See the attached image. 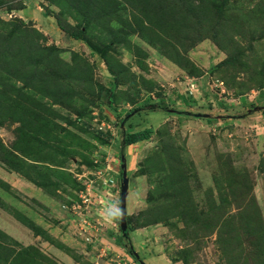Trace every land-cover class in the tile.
I'll list each match as a JSON object with an SVG mask.
<instances>
[{
  "label": "rangeland",
  "instance_id": "rangeland-1",
  "mask_svg": "<svg viewBox=\"0 0 264 264\" xmlns=\"http://www.w3.org/2000/svg\"><path fill=\"white\" fill-rule=\"evenodd\" d=\"M187 2L166 1L157 38L138 31L142 0H0L5 60L28 79L44 47L65 64L28 108L0 106V264H264L246 232L264 230V125L213 118L264 87V0ZM1 70L0 93L21 85Z\"/></svg>",
  "mask_w": 264,
  "mask_h": 264
},
{
  "label": "trees",
  "instance_id": "trees-1",
  "mask_svg": "<svg viewBox=\"0 0 264 264\" xmlns=\"http://www.w3.org/2000/svg\"><path fill=\"white\" fill-rule=\"evenodd\" d=\"M114 2H116V0H112ZM140 2V0H138ZM143 1V11L140 12L139 14L143 15L142 17H140L137 21V25H138V31L140 34H144L145 32H147V34H154L157 36V38H159V35H162L163 34V31H156L155 28L153 27L152 25V20L151 19H154L156 17H163L164 15L167 16V8H168V5L166 4V1L167 0H142ZM173 1V0H172ZM190 0H188L187 3H190L189 2ZM23 6L20 5V3H10L7 8L9 10H18L20 8H22ZM148 7H152L153 10H149ZM146 14H151V18L150 16L146 15ZM54 17V20H55V23L57 24L58 26V29L60 32H65V28L64 26L62 25L60 19L58 18V16L56 15H53ZM17 22L21 25H23L22 21L20 19H17ZM71 36L72 38L76 39V38H80L78 35H69ZM143 36V35H141ZM194 42V41H193ZM4 43H6V38L2 35H0V71L2 67L4 68H11V73H9V75L12 76V78L15 80V81H19L21 82V85L19 87H14L13 85H9L11 88H14V90H5L3 93H0V99H5V101L7 102L6 104H3L1 101H0V106L3 108L2 110H5L6 112L3 113V117L4 118H11V114H12V108L14 107H18V109H22V108H28L27 106L28 105H32L31 103H28V94H27V89L32 87V88H35L36 85H34V82L36 81L35 84H37V86H39V88H41V90L43 89V87H45L47 85V80H48V77L53 75L54 72H49L50 69H53L55 68L56 66H59V69H61V67L65 64H61V62L59 60H57V56H56V50L57 48L54 47V46H51V47H44L43 49L45 50V54L46 58H50L53 60L52 63H47V65H43L41 66V68L35 72V69H32V72L30 73V78H25L23 77V73L28 69L27 67V64L26 63H20L19 62V59H10V60H5L4 59V56H5V51H7L6 47L4 46ZM192 44V43H190ZM93 50H96L97 52L99 51V49L97 47H92ZM99 54H101L103 57V53H101V51H99ZM5 60V61H4ZM39 63V61H38ZM7 64H12V67H15L14 69L12 67H9ZM16 65H20V66H17ZM35 74V75H34ZM36 74L38 76H36ZM113 74V73H112ZM34 75V76H33ZM114 77H115V80L117 82V78L115 76V74H113ZM63 79V75L60 77V75H58V80L55 79L54 77L51 78V80H56L57 83L54 85H58L57 87L55 88H60L62 85L61 83L59 82L60 79ZM28 80H29V83H28ZM52 83V81H51ZM3 83L0 82V85H2ZM31 86V87H30ZM16 88V89H15ZM259 89V88H258ZM12 94H15L16 95V98L13 99L11 98ZM241 95V94H240ZM45 96V95H43ZM53 96H60V93H53ZM36 104V103H34ZM148 107L152 108V107H155L156 104L155 103H152V104H149L147 105ZM143 132V131H142ZM127 137V141H125V144H130L132 143L134 140L136 139H139L138 137H140V135H137L136 132L134 133H128V135H126ZM1 145H0V149H1ZM258 219V217L256 216V220ZM249 224H252L253 227H250L248 229V227H246V232L250 233L251 235H254L255 236V239H259V235H263L264 234V230L262 228L261 225H258L257 222L251 220L249 222ZM248 224V225H249Z\"/></svg>",
  "mask_w": 264,
  "mask_h": 264
},
{
  "label": "crops",
  "instance_id": "crops-1",
  "mask_svg": "<svg viewBox=\"0 0 264 264\" xmlns=\"http://www.w3.org/2000/svg\"><path fill=\"white\" fill-rule=\"evenodd\" d=\"M37 15V24H49V20H52L49 15L43 13H37ZM40 27L41 29L44 28L42 25ZM51 31L57 32V28L53 25V29H51ZM217 105L218 111L216 110L214 117L212 116L217 119L216 124L225 117L229 118L231 116H235L239 120H243L247 123L252 120H256L261 121L264 125V87L254 90L249 94L247 93V95L241 94L235 98L227 99L225 101L224 99H218ZM158 262L162 263L160 259Z\"/></svg>",
  "mask_w": 264,
  "mask_h": 264
},
{
  "label": "clouds",
  "instance_id": "clouds-1",
  "mask_svg": "<svg viewBox=\"0 0 264 264\" xmlns=\"http://www.w3.org/2000/svg\"><path fill=\"white\" fill-rule=\"evenodd\" d=\"M114 207H115V211L108 213L107 218L109 222H115V221L123 219V216H124L123 209L120 208L119 205H114Z\"/></svg>",
  "mask_w": 264,
  "mask_h": 264
},
{
  "label": "water",
  "instance_id": "water-1",
  "mask_svg": "<svg viewBox=\"0 0 264 264\" xmlns=\"http://www.w3.org/2000/svg\"><path fill=\"white\" fill-rule=\"evenodd\" d=\"M126 187V181L125 179L123 178V185H122V188L125 189ZM124 194L122 193L119 197V207L123 209L124 211V216H123V219L119 220V226L120 227H123L125 225V215H126V212H125V201H124Z\"/></svg>",
  "mask_w": 264,
  "mask_h": 264
},
{
  "label": "built area",
  "instance_id": "built-area-1",
  "mask_svg": "<svg viewBox=\"0 0 264 264\" xmlns=\"http://www.w3.org/2000/svg\"><path fill=\"white\" fill-rule=\"evenodd\" d=\"M78 223L82 226H89V224L82 217H77Z\"/></svg>",
  "mask_w": 264,
  "mask_h": 264
}]
</instances>
